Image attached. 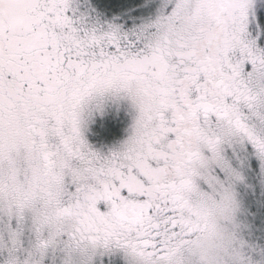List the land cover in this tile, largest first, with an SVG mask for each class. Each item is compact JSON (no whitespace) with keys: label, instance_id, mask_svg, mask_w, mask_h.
<instances>
[{"label":"snow or ice","instance_id":"1","mask_svg":"<svg viewBox=\"0 0 264 264\" xmlns=\"http://www.w3.org/2000/svg\"><path fill=\"white\" fill-rule=\"evenodd\" d=\"M0 264H264V0H0Z\"/></svg>","mask_w":264,"mask_h":264}]
</instances>
